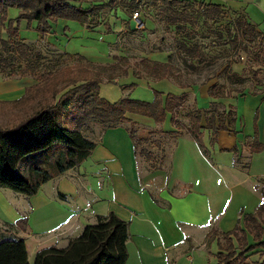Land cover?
<instances>
[{
	"label": "trees",
	"instance_id": "trees-1",
	"mask_svg": "<svg viewBox=\"0 0 264 264\" xmlns=\"http://www.w3.org/2000/svg\"><path fill=\"white\" fill-rule=\"evenodd\" d=\"M116 1L103 3L102 0H88L87 6H83L69 0H0V14L4 15L8 8H16L19 11L17 20L36 21L38 33L44 35L48 34L50 23H56L59 19L75 21L87 28L100 25L98 15L107 8H113ZM134 2L119 0L123 5ZM159 2L162 4L161 22L173 27L176 32L182 28L184 30L186 26L195 27L199 19L204 24L217 22L226 11L223 5L204 1L198 5H194L195 1ZM231 30L233 39L247 42L259 40L264 46V35L240 12L235 14ZM7 32L8 39H0V75L34 74L38 70V55L24 42L14 41L17 31L12 21L8 22ZM176 47L186 58L201 62L202 54L198 46L178 42ZM259 52L255 63L259 68H264V49L261 48ZM77 58L81 62L75 66L42 76L39 82L26 88L19 100L0 103L1 107L9 106L12 109H25L35 103L38 105L25 118L0 128V188L32 197L42 185L81 165L95 148V143L85 136L95 123L103 129L128 125L126 130L133 143L134 155L148 162L152 171L161 169L166 158L165 151L157 141L150 145L146 140L136 139L133 127L136 116L161 124L166 114H170L171 124L178 131L166 135L177 137L181 131L185 132L203 153L204 131L209 133L210 144H214L219 132L233 127L235 112L231 105H227L223 111L219 107L224 105L226 99L242 93L240 89L212 83L208 88L210 106L204 111L190 104L186 93L167 94L163 99L161 93L155 91L154 100L150 103L130 99L110 103L99 96L102 76L109 74V80L113 82L129 75L127 67L123 66L124 59L115 58L110 65H100L88 62L82 56ZM141 66L154 81L177 78V69L168 62L145 59L141 61ZM133 77L142 79L140 75ZM229 80L242 83L243 78L234 76ZM181 111L184 112L186 124L179 123ZM138 144L145 146L138 148ZM246 144L252 153L260 152L263 147L255 140ZM147 145L160 149L161 154H154ZM21 223L23 221L19 220L9 226ZM214 236L218 249L216 264H247L253 255H259L262 258L260 264H264V202L251 213H241L233 230L212 233ZM128 239V224L125 221L113 213L96 216L95 222L85 226L64 248L51 246L37 251L32 264H125ZM0 264H30L24 239H0Z\"/></svg>",
	"mask_w": 264,
	"mask_h": 264
},
{
	"label": "crops",
	"instance_id": "crops-1",
	"mask_svg": "<svg viewBox=\"0 0 264 264\" xmlns=\"http://www.w3.org/2000/svg\"><path fill=\"white\" fill-rule=\"evenodd\" d=\"M202 1L239 11L264 35V0ZM7 84L9 90L0 92V99H4L0 103H12L25 94L26 88L15 86L14 81ZM257 84L255 92L244 91L219 107L223 111L231 105L235 121L233 127L218 133L205 154L185 132L177 137L166 135L178 131L170 114H166L165 124L141 118L155 136L163 138V149L171 144L161 169L155 171L134 155L125 125L103 129L97 124L94 130L92 125L88 139L95 143L94 150L84 163L42 185L29 198V217L31 212L38 213L40 220L34 224L31 220L19 238L29 239L33 254L51 246L64 248L85 226L93 224L96 216L113 213L128 224L125 264H216L217 238L212 233L233 230L241 213L253 212L262 202L258 186L264 181V81ZM210 86L192 90L177 87L188 100L193 98L196 108L203 106V111L210 106ZM183 115L181 111L180 124L187 123ZM133 122L135 127L141 123ZM97 129L98 136L93 134ZM206 134L210 141L207 131L203 137ZM254 140L263 146L260 152L252 153L247 147L246 143ZM222 184L231 191L247 192L250 208L237 207L229 213V199V203L225 200L219 205V193L225 192ZM52 204L55 207L49 211ZM17 211L19 215L13 220L25 214ZM44 216L46 227L42 229ZM218 222L227 229L216 227Z\"/></svg>",
	"mask_w": 264,
	"mask_h": 264
},
{
	"label": "rangeland",
	"instance_id": "rangeland-1",
	"mask_svg": "<svg viewBox=\"0 0 264 264\" xmlns=\"http://www.w3.org/2000/svg\"><path fill=\"white\" fill-rule=\"evenodd\" d=\"M69 1L83 6H87L88 2V0ZM102 1L108 3L111 0ZM159 1L161 0H135L133 4L123 5L117 0L113 8H107L98 15L100 25L87 28L75 21L59 19L56 23H50V30L48 34L44 35L38 33L36 21L29 23L26 20H17L18 9L8 8L4 15L0 14V39H8L7 26L8 22L12 21L13 27L17 31L14 41L24 42L38 55V70L34 74L28 72L27 75H0V92L9 90V84H7L9 81H14L17 87L21 85L23 88H28L39 82L41 77L48 73L55 74L61 69L73 67L81 62L77 56H82L88 62L100 65H110L115 62V58L124 59L123 66L127 67L129 75L117 78L113 82L109 80V74L105 73L102 76L103 83L99 87V96L110 103L121 99L150 103L154 100L155 91L161 93L162 97L167 94L181 95L180 86L192 90L193 87L207 86L214 82L227 84L229 88L240 89L243 92H255L254 85H258L257 83L261 80L264 81V68L257 66L255 57L260 53L261 48L264 49V46L262 43L260 44L259 40L247 42L232 38L231 23L239 11L226 8L225 15L217 22L204 24L203 20L199 19L195 27L186 26L184 30L182 28L176 32L173 27H167L161 22L160 8L162 4ZM178 1L191 3L194 0ZM195 3L194 5H198L201 2L195 1ZM139 6L141 7L143 27L141 30H134L130 21L131 15ZM178 42L186 43L189 46H198L202 54L201 62H193L180 54L176 47ZM259 55L261 56V54ZM145 59L172 64L177 69V78L154 81L141 66V61ZM15 66L17 68V64ZM254 72L256 75L253 77ZM132 74L140 75L142 79L138 80ZM234 76L242 77V83L229 80ZM228 80L229 83H226ZM189 101L190 104H193L192 97L189 98ZM37 106L35 103L25 109L0 108V128L25 118ZM204 106L207 108L208 102ZM197 108L200 109L203 106L198 104ZM141 118L136 116L137 121L141 123H138L136 127L133 126L136 139L146 140L150 145L157 141L161 145L160 148L163 149V138L150 134L152 131ZM162 123L165 124L166 120ZM92 125L94 130V125L97 124ZM165 127L167 128V126ZM96 132L93 134L98 136L100 131L97 129ZM85 136L91 138V132H86ZM202 142L204 150L208 144L211 145L207 134L202 138ZM142 145L145 146L138 144V148H141ZM150 145H147L150 151L156 155L161 154L160 149ZM164 149L165 153L169 154L171 144ZM143 160L139 159L141 163ZM222 185L225 192L221 190L219 193V205L229 199L231 202L227 208L229 213L236 210L237 207L250 208L251 201H248L247 192H242L240 189L231 191L227 189L226 185ZM258 188L261 190L264 202V181ZM29 198L0 188V239L3 237L19 238L22 232L29 229L31 220L34 224L39 219L38 213L33 214V212L29 217L28 211L31 209ZM53 206L52 204L49 211L53 209ZM17 210L25 213L20 219L23 223L11 227L9 225L19 221L12 219L19 215ZM43 222L42 229H45L46 216H44ZM218 224L219 222L216 227L219 226L222 230L227 229V225ZM38 230L41 231L39 227ZM24 241L27 242L28 262L32 264L35 253L33 254L31 250L29 239ZM261 262L262 258L259 255H253L248 259L247 264H260Z\"/></svg>",
	"mask_w": 264,
	"mask_h": 264
},
{
	"label": "built area",
	"instance_id": "built-area-1",
	"mask_svg": "<svg viewBox=\"0 0 264 264\" xmlns=\"http://www.w3.org/2000/svg\"><path fill=\"white\" fill-rule=\"evenodd\" d=\"M198 2L202 0H196ZM131 21L133 22V29L141 30L143 22L141 21V7L139 6L131 15Z\"/></svg>",
	"mask_w": 264,
	"mask_h": 264
}]
</instances>
